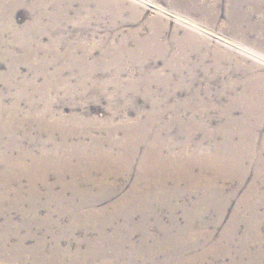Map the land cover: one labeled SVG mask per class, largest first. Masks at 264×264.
Here are the masks:
<instances>
[{
    "label": "rangeland",
    "instance_id": "1",
    "mask_svg": "<svg viewBox=\"0 0 264 264\" xmlns=\"http://www.w3.org/2000/svg\"><path fill=\"white\" fill-rule=\"evenodd\" d=\"M3 1L0 156L18 117L22 131L8 155L27 153V163L50 155L37 168V201L65 190L72 203L64 205L99 213L71 228L65 219L49 235L45 227L20 226L22 212L13 210L17 225L0 247V264H140L143 230L125 225L120 202L131 209L127 197L144 184L158 196L141 202L139 212H150L148 228L162 243L157 220L182 227L188 220L193 231L202 224V235L184 239L189 257L202 253L200 264H264V206L252 221L247 206L254 199L243 202L255 182L264 200V0H12L4 8ZM249 93L260 107L255 114L240 106L238 97ZM137 125L160 132L165 151L185 154L178 171L141 172L146 146H158L145 138L129 155L122 138ZM199 151L210 156L204 186L194 180ZM166 158L154 162L180 160ZM247 222H254L248 235ZM176 235L170 232L173 242Z\"/></svg>",
    "mask_w": 264,
    "mask_h": 264
},
{
    "label": "bare ground",
    "instance_id": "2",
    "mask_svg": "<svg viewBox=\"0 0 264 264\" xmlns=\"http://www.w3.org/2000/svg\"><path fill=\"white\" fill-rule=\"evenodd\" d=\"M10 1H12V0H4L2 3V6L4 4L7 5L8 3H11ZM38 1L39 0H36V2H38ZM38 3H39V5H41L40 1ZM3 8H4V6H3ZM43 14H45V13H43ZM4 15H5V10L1 9L0 16H4ZM53 16H55V15H53ZM9 17L12 18L13 13L10 14ZM36 20H37V18H36ZM16 30H18V29H16ZM0 34H1V30H0ZM24 47H25V44H24ZM115 48H116V46H115ZM116 49L112 48L110 51L113 53V56L115 59H120L119 53L116 51ZM124 49H126V48H124ZM72 54H73V52H72ZM72 64L75 65V62L72 61ZM249 83L253 84V83H260V82L250 81ZM238 98H243L241 100L240 106L244 107V108H242L244 114H255V112L260 111V107H257L256 104L254 103V101L252 100L251 93H249L245 96L238 97ZM223 111L225 113H228L229 112V106L225 107L223 109ZM151 122H152V119L148 120L146 123L149 124ZM21 124H22L21 119L16 117L14 128L9 129V134H10L9 143L6 145H3L5 148L2 152L7 154V155H5L3 157L0 156V219L1 218L4 219L3 222L0 221V247H4V244H7V240L10 239L11 236L13 235V232L11 231V226H13V224L15 223L14 217L12 215V213L14 212L13 210H17V211L22 212V213H19L22 217V220H21L22 225H20V226H23L25 228L29 227V229H30V227H36L38 230L41 227H42V229L45 227L48 230V234H49V232L51 233L56 228L60 227L61 223L65 219H67L69 221L68 226L70 228L73 227V225H75V224L86 223L89 220L98 219L97 218V214L99 213L98 211L74 209V208L68 207V205H64V202H66V201L72 203L71 199L67 198L65 190L60 191V192L47 191L48 202H46V201L38 202L37 201V198L40 196V194L37 191V188L35 186V184L37 183V180H36L37 179L36 172L38 170L37 168H45L46 162H47L50 155H49L48 151L46 150L38 156H32L31 163L26 162V160H27L26 157L28 155L27 153L20 152L19 154H17L16 158H13L12 156L8 155L7 150L9 148H10V151L12 153L14 150L17 149L18 142H19L18 138H20L17 134L22 129ZM144 124L145 123H143L142 125H144ZM123 125L129 128V123H124ZM142 125H137V126H135V129H130L126 134H124V136L122 138L123 141L125 142L126 148L129 151V153H128L129 155L132 154V151L145 138H149L151 140V143H154V145L158 146V147H154L153 145L151 147L146 146L147 157H146V162L142 165L141 172L142 173L144 172L147 177H151V176L155 175V173H156V175L164 174L165 169L169 166L176 167V169L178 171L179 170L178 166H181L182 164L185 163L184 161H182L185 159V154L182 151H178V152L174 153L172 151V147H170V146H168L167 147L168 150L165 151V148L157 145V142L158 141L160 142L161 138H162L160 132L155 131L154 133H151L146 128H144ZM167 126L169 127V125H167ZM147 131L149 132L148 135L146 134ZM25 136L27 137L28 134L25 133ZM162 141H163V139H162ZM1 142L3 143V140H2V137L0 136V143ZM169 142H167L166 145H170L172 143V142H170V143ZM110 146H111V149H113L115 147L112 143ZM11 155H13V154H11ZM195 155H196L195 157L197 159L198 164H200L199 165L200 172L198 174V177L195 178L194 180L198 181L202 186H204L203 172L205 170V160L207 158H209L210 156L206 155V154H201L200 151L198 153H195ZM166 157L171 158V159H176V160L180 159V160H178L176 162L174 160H172L170 162L171 164L169 162H166V161L154 162L155 160L167 159ZM187 163H188V165L191 164L190 162H187ZM126 165H128V162H126ZM187 169L193 170V169H191V166H188ZM260 173H263V171L261 170ZM221 175H222V173H218V175L211 180L212 181L218 180V179L222 178ZM23 177L27 178V181H28V185L25 188L23 187V185H21V183L23 182V181L21 182ZM182 180H184V179H183V176L181 175V179L179 181H176L175 183L179 186L181 184ZM16 184H18V185H16ZM216 187H218V186H216ZM249 189H251V190L248 191L246 196L243 197V200H244L243 202H245L247 197H252L254 199L252 202L253 204L250 203L247 206V209L250 212V219L253 221L255 218V215H257V212H256L257 208L264 206V200L259 195L260 193L258 191L257 182L253 183ZM24 191H27L30 194V195L25 196V197H27V199L23 198L22 193ZM167 195H169V193ZM157 196H158V193L155 191V189L151 188L148 184H144L143 189H139L138 187H135L134 190L132 191V193L129 194V196L127 197V200L131 203V209H126L123 206L122 201L120 202L121 214L123 216H126V218H127L125 225L132 230H134V229H136V230L142 229L143 230L142 240L144 242L143 245L145 246V250L135 251L136 257L141 259L140 264H147L148 263L149 258H150L149 252L152 255L151 262L153 264H168V263H170V264H184V260L186 261V264H200L202 253H201L200 257H196V258L189 257L187 255V252L191 248H188L187 243L184 241V239H185L186 235H192V234L202 235L203 234L202 229H201L202 224L199 225V229L197 231H193V226L190 224V221H188V220H187V223L185 224L186 225L185 227H182L179 224L176 225L175 223H173V224L171 223L170 225L166 226V225L162 224V222L160 220H157V224L159 227L158 231H161L163 236H165V239H166L165 243H162L158 239V236L155 234V233H157L156 231L151 232L150 229L148 228V222H149L148 216H149L150 212H148V213L146 212V207L143 208L142 212H139V206H140L141 202L148 200L150 197L155 198ZM130 198H132V200ZM204 199H205L204 196H202L201 201L203 203H204ZM25 205H27V207ZM51 206H53V207H51ZM42 209L44 210L43 214L40 213V211ZM136 218H138V219H136ZM172 221H173V219H172ZM138 223H140V225L135 227ZM14 225H17V224H14ZM20 229H22V228L20 227ZM12 230H15V229H12ZM172 231H174V232L177 231V235L175 236V242H173L171 240V237H170V232H172ZM253 231H254V222H247V235ZM30 232H31V230H30ZM29 234L30 233H28V235ZM44 234H45V232H44ZM14 236L16 237V235H14ZM23 237H24V235H23ZM30 237H33V236H30ZM128 237H129V234H124V233L122 234V240L123 241H127ZM22 238H20V239H22ZM24 239H26V238H24ZM244 240H246V238H244ZM15 244L17 245V243H15ZM41 244H43V242ZM17 249L20 250V247ZM56 249L59 250L58 248H56ZM244 250L245 249L243 248L242 252ZM52 251H53V249H52ZM53 252H55V251H53ZM112 252L114 254H117V255H122V252H121L119 247L113 248ZM159 254L163 255L162 259L159 258ZM147 255H149V256L147 257ZM105 258H108L109 260L113 259L110 256H105ZM127 258H130V256ZM252 258H253V260H255L256 255H252Z\"/></svg>",
    "mask_w": 264,
    "mask_h": 264
}]
</instances>
